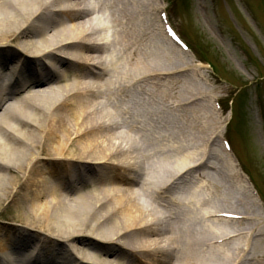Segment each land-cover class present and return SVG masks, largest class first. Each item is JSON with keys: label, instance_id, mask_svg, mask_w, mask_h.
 <instances>
[{"label": "bare ground", "instance_id": "obj_1", "mask_svg": "<svg viewBox=\"0 0 264 264\" xmlns=\"http://www.w3.org/2000/svg\"><path fill=\"white\" fill-rule=\"evenodd\" d=\"M131 2L0 0V204L28 231L20 242L0 231V264H207L198 249L215 246L227 264L243 261L245 215L214 209V184L197 171L213 167L210 134L200 156L182 151L166 167L149 142L161 135L136 130L148 100L172 95L163 69L141 60Z\"/></svg>", "mask_w": 264, "mask_h": 264}, {"label": "rangeland", "instance_id": "obj_2", "mask_svg": "<svg viewBox=\"0 0 264 264\" xmlns=\"http://www.w3.org/2000/svg\"><path fill=\"white\" fill-rule=\"evenodd\" d=\"M159 1L132 0L128 6H117L116 11L120 20L126 7L134 11L130 27L136 35H141L145 26L141 60L149 68L163 69L160 72L165 73L167 80L164 92L172 95L170 104L165 99L157 105L148 100L150 116L136 130L148 136L161 135L159 144L157 140L149 142L152 148L164 153L162 161L166 167L169 156L176 157L182 151H190L196 159L202 139L210 134L208 163L213 167L208 169L205 164L197 170L208 173L214 184L210 205L216 210L245 215L243 226L251 234L240 264H264V0ZM145 4L150 11L147 14L143 12ZM157 8L164 9L167 23L178 34L183 47L166 35L157 20ZM156 95L159 99L158 92ZM138 100L143 104L144 99ZM192 118L204 125L203 135V130L188 122ZM225 139L230 143L227 149ZM179 141H183L185 150L178 148ZM185 158L184 167L191 163ZM233 166L243 170L245 183L242 177L241 181L234 177ZM9 208L6 203L0 204V231L20 242L28 231ZM224 243L227 245V240ZM241 243L237 240L228 246ZM204 249H198L202 262L227 264L222 249Z\"/></svg>", "mask_w": 264, "mask_h": 264}]
</instances>
